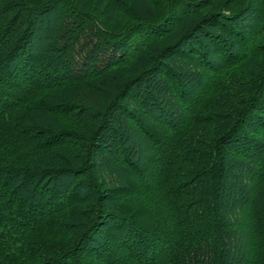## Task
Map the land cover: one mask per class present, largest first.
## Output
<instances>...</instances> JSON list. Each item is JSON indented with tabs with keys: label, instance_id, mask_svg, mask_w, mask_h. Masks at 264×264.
<instances>
[{
	"label": "trees",
	"instance_id": "trees-1",
	"mask_svg": "<svg viewBox=\"0 0 264 264\" xmlns=\"http://www.w3.org/2000/svg\"><path fill=\"white\" fill-rule=\"evenodd\" d=\"M0 264H264V0H0Z\"/></svg>",
	"mask_w": 264,
	"mask_h": 264
},
{
	"label": "rangeland",
	"instance_id": "rangeland-1",
	"mask_svg": "<svg viewBox=\"0 0 264 264\" xmlns=\"http://www.w3.org/2000/svg\"><path fill=\"white\" fill-rule=\"evenodd\" d=\"M42 18H43L42 21L38 22V28H37L38 29L37 31L40 32V36L42 33L47 32V28L45 30V28H43L42 25H47L48 23H50V21L54 19V16L50 12H46L45 16ZM43 40L44 39L42 37H35L34 38V41H36L35 46L38 47L39 45H41L42 44L41 42Z\"/></svg>",
	"mask_w": 264,
	"mask_h": 264
}]
</instances>
